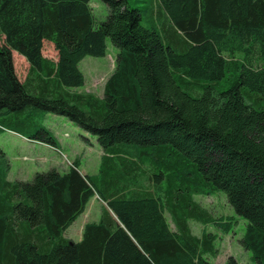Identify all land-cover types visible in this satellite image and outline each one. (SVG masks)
Here are the masks:
<instances>
[{
    "label": "trees",
    "instance_id": "16d2710c",
    "mask_svg": "<svg viewBox=\"0 0 264 264\" xmlns=\"http://www.w3.org/2000/svg\"><path fill=\"white\" fill-rule=\"evenodd\" d=\"M90 1L0 0V133L58 148L42 123L51 112L102 151L95 174L75 159L20 180L0 149V264H215V235L189 222L232 229L234 217L195 200L218 191L246 222L242 247L264 264V0H156L150 28L130 0H101L98 22ZM106 38L118 52L102 97L77 91L79 62L104 56ZM12 51L28 63L23 80ZM94 196L98 219L80 240L65 237Z\"/></svg>",
    "mask_w": 264,
    "mask_h": 264
},
{
    "label": "rangeland",
    "instance_id": "374dc122",
    "mask_svg": "<svg viewBox=\"0 0 264 264\" xmlns=\"http://www.w3.org/2000/svg\"><path fill=\"white\" fill-rule=\"evenodd\" d=\"M156 0H130L132 6H139L142 12L141 24L150 28L152 12L150 4L153 5V15L156 23ZM96 22L105 19L108 13V6L101 0H91L89 3ZM150 15V16H149ZM0 35V42L2 41ZM118 49L106 38V54L102 57L85 56L78 64L84 75V84L77 91L89 92L97 97L103 95V85L107 77L114 70ZM42 54L45 57L56 59V50L52 43L43 41ZM12 61L15 74L19 80H23L28 70V63L17 52L12 51ZM201 90L193 87L191 94L200 95ZM42 123L55 136L58 148L39 145L22 135L12 131L0 133V149L5 153L10 170V179L17 177L29 180L36 171H46L51 167L60 172L67 170L73 160L79 163V169L87 174L97 173L101 148L96 136L84 131L73 122L62 115L45 112L42 116ZM195 200L212 215L216 217H234L232 229L224 232L215 225L202 226L190 221L189 226L193 234L200 236L203 229L215 235V255L207 254L206 258L211 263L223 264L227 257L233 256L238 264H255L251 259V253L244 249L240 239L244 233L245 220L238 216L228 204L225 193L218 191L210 195H196ZM103 203L95 196L87 203L84 212L79 215L72 226L75 228L83 225L86 220L97 219L101 213ZM166 218L173 227L168 214ZM67 235L77 237V232L70 229Z\"/></svg>",
    "mask_w": 264,
    "mask_h": 264
},
{
    "label": "crops",
    "instance_id": "0c3cea01",
    "mask_svg": "<svg viewBox=\"0 0 264 264\" xmlns=\"http://www.w3.org/2000/svg\"><path fill=\"white\" fill-rule=\"evenodd\" d=\"M56 55H57V52H56ZM57 59V58H56ZM55 59V60H56ZM54 60V59H53ZM27 139V138H26ZM32 142H35V143H37V144H39V145H44V146H49V145H47V144H45V143H42V142H37V141H32ZM51 147V146H50ZM102 154V151H101V153H100V155ZM80 172L81 173H84V174H87V173H85V172H83V171H81L80 170ZM95 174V173H94ZM9 178H10V170H9ZM16 179H20V180H25V179H23V178H20V177H17ZM95 197V196H94ZM94 197H92L91 199H90V201L94 198ZM89 201V202H90ZM88 202V203H89ZM98 219V218H97ZM97 219H92V220H97ZM92 220H86L85 219V222L83 223V225L87 222V221H92ZM74 222V221H73ZM83 225H79L78 227H74V226H72V223L69 225V227L64 231V236L65 237H67V238H69V239H72V240H74V241H78V240H80V238H81V232H82V227H83ZM74 229V231L75 232H77V237L75 236V237H73V236H70V235H67V232L70 230V229Z\"/></svg>",
    "mask_w": 264,
    "mask_h": 264
}]
</instances>
